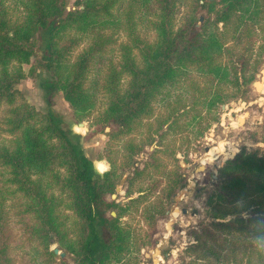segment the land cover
I'll use <instances>...</instances> for the list:
<instances>
[{"label": "trees", "instance_id": "trees-1", "mask_svg": "<svg viewBox=\"0 0 264 264\" xmlns=\"http://www.w3.org/2000/svg\"><path fill=\"white\" fill-rule=\"evenodd\" d=\"M67 1L0 0V106L6 105L4 129L12 135L9 143L0 140V165L9 169V180L27 198L25 209L35 219L30 230L39 239L46 264L60 259L50 248L51 235L76 264H108L111 259L121 260L129 249V234L118 218L143 195L124 202L106 198L115 191L123 170L114 165L105 170L106 165L97 174L62 115L51 108L36 109L17 84L23 76L45 69L48 77L40 84L48 91H61L75 117L81 119L94 105L98 78L91 71L114 41L113 33L126 29L130 41L120 42V58L117 63L107 62L100 85L109 94L104 120L127 130L151 110L162 88L179 81L200 61L214 77L237 81L236 72L230 75L215 59L225 43L216 23L238 12V20L246 17L257 22L263 17L264 0H191V12L177 26L175 8L186 0H76L71 6ZM217 1L221 8H214ZM152 5L156 6L150 20L154 38L147 40L135 29L134 11L141 6L152 10ZM198 6L214 11L215 17L208 13L197 25ZM12 7L19 14L14 15ZM39 38L43 39L41 58L36 55ZM83 41L87 44L73 54ZM23 63L29 64L26 72ZM220 100L215 95L211 103ZM261 132L264 141V119ZM131 154L127 163L133 166ZM143 168L135 167L128 175L127 193ZM179 177L175 174L169 181L168 193L180 188ZM52 182L65 193L66 205L79 220L74 240L67 237L61 219L59 205L64 197L48 191ZM213 186L206 195L205 218L199 221L202 228L184 248L192 257L178 264H264V152L257 148L236 152L218 167ZM6 214L0 200V264L12 260Z\"/></svg>", "mask_w": 264, "mask_h": 264}, {"label": "rangeland", "instance_id": "rangeland-1", "mask_svg": "<svg viewBox=\"0 0 264 264\" xmlns=\"http://www.w3.org/2000/svg\"><path fill=\"white\" fill-rule=\"evenodd\" d=\"M75 1L68 0V6ZM190 2L186 0L175 8L176 26L183 24L191 12ZM221 5L217 1L214 8ZM151 7L152 10L135 7L134 11L135 29L147 40L154 38L150 20L154 18L156 6ZM11 12L19 14V9L12 7ZM208 13L211 18L215 17L214 11L196 7L198 17L204 18ZM239 14L232 15L226 22L218 21L215 28L225 41L215 59L229 69L230 75L236 72L237 81L214 77L200 61L179 81L162 88L154 96L151 110L139 116L127 130H119L116 124L104 120L109 94L100 85L107 62L117 63L120 58V42L130 41L126 29L113 33L114 41L106 46L103 59L91 71V76L98 78L94 105L81 119L75 117L61 91H48L40 84V80L48 77L45 69L38 68L35 76H23L17 84L24 98L36 109L51 108L62 115L65 127L81 143L97 174L103 173L106 165L107 169L114 165L118 171L129 175L133 171L127 163L131 152L139 168L144 166L133 180L132 192L127 193L122 187L116 196V201L124 202L129 196L143 195L118 218L119 225L129 234V249L121 260L111 259L108 264H178L183 258H191L184 248L195 241V232L202 228L199 221L205 218L206 195L214 187L218 167L230 158L232 151L257 148L264 152L261 132L264 88H260L264 86V10L262 19L257 22L246 17L238 20ZM42 44L43 39L39 38L37 58H41ZM86 44L87 41L81 42L73 54ZM28 65L22 64L24 72ZM215 95H220L221 100L212 104ZM5 107L0 106V140L9 143L12 135L4 129ZM175 174H179L178 181L182 185L168 193V183ZM9 176V169L0 165V200L7 212L13 245L10 264H46L39 239L30 230L35 219L25 209L27 198L16 191ZM47 188L64 197L59 205L61 219L67 237L74 240L79 221L76 213L66 205L67 197L59 186L52 182ZM106 198L110 199L109 194ZM51 240L50 248H58L54 235ZM56 253L60 259L49 264H76L71 253L59 248Z\"/></svg>", "mask_w": 264, "mask_h": 264}, {"label": "water", "instance_id": "water-1", "mask_svg": "<svg viewBox=\"0 0 264 264\" xmlns=\"http://www.w3.org/2000/svg\"><path fill=\"white\" fill-rule=\"evenodd\" d=\"M202 18H203V16L200 15V16H199V21H201ZM106 129H107V128H106ZM235 153H236L235 151H232V152L230 153L229 156H230V157H233V156L235 155ZM125 178H126V174H124V175L121 177L120 181L116 184V186H115V191L111 193V198H112V199H114V198L116 197L117 192H119L120 190H122V187H123V184H124ZM182 209H183V211H186V208H182ZM111 214H114V211H113V210L111 211ZM53 250H54V252H58V248H57V247H54ZM59 253H60L61 255L64 254L63 251H61V252H59ZM165 254H166V253H165Z\"/></svg>", "mask_w": 264, "mask_h": 264}, {"label": "flooded vegetation", "instance_id": "flooded-vegetation-1", "mask_svg": "<svg viewBox=\"0 0 264 264\" xmlns=\"http://www.w3.org/2000/svg\"><path fill=\"white\" fill-rule=\"evenodd\" d=\"M138 157V156H137ZM136 157V158H137ZM110 166H108V168H109ZM135 167H141L140 165H139V163H138V161L137 160H135L134 161V164H133V166H132V168H135ZM107 169V168H106ZM105 170H103V172H104ZM124 174H126V173H124ZM123 174V175H124ZM122 175V176H123ZM121 176V177H122ZM127 177H128V175L126 174V178H125V181H124V184H123V187H125V189H126V187H127V184H128V181H127ZM121 179V178H120ZM120 181V180H119ZM116 186V185H115ZM121 192V190L119 191V192H117V194H116V196L118 195V193H120ZM131 196H129V198H130ZM110 198H111V194H110ZM117 197H115L114 199H116ZM112 199V198H111Z\"/></svg>", "mask_w": 264, "mask_h": 264}, {"label": "bare ground", "instance_id": "bare-ground-1", "mask_svg": "<svg viewBox=\"0 0 264 264\" xmlns=\"http://www.w3.org/2000/svg\"><path fill=\"white\" fill-rule=\"evenodd\" d=\"M261 74H262V72H261ZM261 86H262V87H260V88H262V89H263V88H264V86H263V85H261ZM217 153H218V151H217ZM167 229H168V228H167Z\"/></svg>", "mask_w": 264, "mask_h": 264}]
</instances>
